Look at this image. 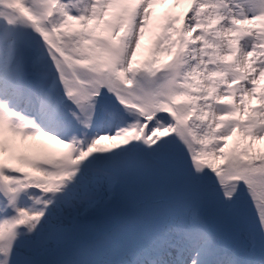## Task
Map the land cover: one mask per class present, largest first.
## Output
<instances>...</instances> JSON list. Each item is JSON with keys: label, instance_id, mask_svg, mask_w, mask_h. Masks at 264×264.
<instances>
[{"label": "snow or ice", "instance_id": "obj_1", "mask_svg": "<svg viewBox=\"0 0 264 264\" xmlns=\"http://www.w3.org/2000/svg\"><path fill=\"white\" fill-rule=\"evenodd\" d=\"M0 264H264V0H0Z\"/></svg>", "mask_w": 264, "mask_h": 264}, {"label": "rangeland", "instance_id": "obj_2", "mask_svg": "<svg viewBox=\"0 0 264 264\" xmlns=\"http://www.w3.org/2000/svg\"><path fill=\"white\" fill-rule=\"evenodd\" d=\"M161 6L162 5H157L156 6V12H159V10L161 9ZM187 8L184 7V5H181L180 8H177L175 9V11L179 12L183 9ZM188 15H191L190 12L187 13ZM142 43V46H148L149 45V36L146 34L145 36V39L141 42ZM254 107L256 106L255 104L253 105ZM105 144H108L110 142H103ZM231 143V142H230ZM116 195L119 193V190L117 189L116 191ZM116 195L115 196H110V198L108 199L107 202L109 201H113L115 198H116ZM107 213H110L109 211L106 212V214L104 215H91V216H88L86 218H83L82 219V223H84L86 225L87 222L88 223V226L92 223L93 220H95L96 218H98V220H96V222H94L91 226L93 227V229H101V228H104L107 226V223H108V219L106 218L108 215ZM229 242L230 243H233V244H236V245H239L242 243V238H240L239 236H232L229 238Z\"/></svg>", "mask_w": 264, "mask_h": 264}, {"label": "trees", "instance_id": "obj_3", "mask_svg": "<svg viewBox=\"0 0 264 264\" xmlns=\"http://www.w3.org/2000/svg\"><path fill=\"white\" fill-rule=\"evenodd\" d=\"M121 200L120 197L116 199V201H114L113 203L109 204V207L117 209L121 206Z\"/></svg>", "mask_w": 264, "mask_h": 264}, {"label": "bare ground", "instance_id": "obj_4", "mask_svg": "<svg viewBox=\"0 0 264 264\" xmlns=\"http://www.w3.org/2000/svg\"><path fill=\"white\" fill-rule=\"evenodd\" d=\"M157 15H160V16H162L163 14L159 12V13H157Z\"/></svg>", "mask_w": 264, "mask_h": 264}]
</instances>
